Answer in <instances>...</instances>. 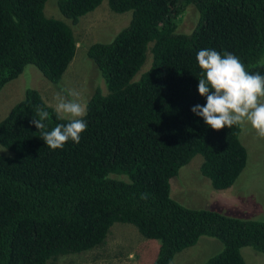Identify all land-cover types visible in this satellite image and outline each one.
I'll return each instance as SVG.
<instances>
[{
  "label": "trees",
  "instance_id": "obj_1",
  "mask_svg": "<svg viewBox=\"0 0 264 264\" xmlns=\"http://www.w3.org/2000/svg\"><path fill=\"white\" fill-rule=\"evenodd\" d=\"M47 0H0V91L29 65L58 85L77 42L64 22L47 18ZM104 0H57L72 24ZM127 27L87 50L106 89L87 101L80 142L51 150L30 121L37 106L54 109L27 89L0 121V264H49L57 256L102 245L115 223L158 241L153 264H170L202 236L222 244L204 264H246L245 247L264 254V221L190 209L170 197V180L197 155L200 174L217 191L229 189L246 166L240 126L213 130L191 108L201 69L196 54L215 49L264 75V0H106ZM198 21L177 31L188 6ZM150 51L148 68L138 78ZM135 78V79H134ZM148 193L146 200L140 198Z\"/></svg>",
  "mask_w": 264,
  "mask_h": 264
},
{
  "label": "rangeland",
  "instance_id": "obj_2",
  "mask_svg": "<svg viewBox=\"0 0 264 264\" xmlns=\"http://www.w3.org/2000/svg\"><path fill=\"white\" fill-rule=\"evenodd\" d=\"M44 15L68 25L77 42L75 56L58 85L49 83L32 65L0 91V121L24 97L27 89L37 90L46 105L54 109L55 95L61 89H76L86 102L99 89L106 93L104 81L93 62L87 57L88 48L95 43H109L130 22L131 12H112L104 0L93 12L81 17L76 24L65 19L57 8V0H47ZM198 21L194 6H188L178 20L177 31L188 34ZM151 61L150 51L135 78L145 71ZM134 78V79H135ZM239 139L247 152L246 166L235 183L226 190L217 191L200 174L202 157L195 156L180 168L170 180V197L190 209H206L243 220L264 221V138L250 125L240 126ZM0 155L13 154L0 145ZM159 243L143 238L128 224L115 223L102 245L79 254L57 256L49 264H153ZM222 244L211 237L202 236L197 244L176 254L170 264H204L218 254ZM241 254L246 264H264V254L245 247Z\"/></svg>",
  "mask_w": 264,
  "mask_h": 264
},
{
  "label": "clouds",
  "instance_id": "obj_3",
  "mask_svg": "<svg viewBox=\"0 0 264 264\" xmlns=\"http://www.w3.org/2000/svg\"><path fill=\"white\" fill-rule=\"evenodd\" d=\"M196 61L201 69L197 91L206 103L193 106L191 111L213 130L248 124L264 138V75L249 72L238 56L215 49L199 50ZM54 99L56 118L66 123H57L49 130L50 113L40 106L30 121L51 150L63 149L68 141L79 143L88 127L84 119L87 103L79 91L61 89ZM148 197V193L140 195L143 200Z\"/></svg>",
  "mask_w": 264,
  "mask_h": 264
}]
</instances>
